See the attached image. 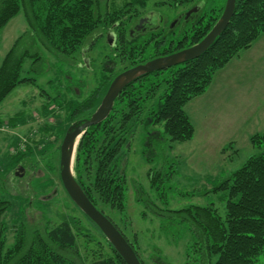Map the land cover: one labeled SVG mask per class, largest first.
I'll list each match as a JSON object with an SVG mask.
<instances>
[{
	"label": "trees",
	"instance_id": "16d2710c",
	"mask_svg": "<svg viewBox=\"0 0 264 264\" xmlns=\"http://www.w3.org/2000/svg\"><path fill=\"white\" fill-rule=\"evenodd\" d=\"M150 1L124 0L123 4L116 5L115 1L109 3L108 0H0V32L22 12L27 24V30L1 63L0 105L19 86L36 84L37 79L29 73L46 74L50 64L41 52L57 63L73 66L70 62L74 55H81L86 42L92 37L97 38L90 43L91 47L100 35L109 31L131 38L127 34L128 21L138 16ZM204 1L173 0L177 6L204 4ZM226 1L211 9L208 16L203 11V18L188 26L184 33L178 34L177 50L203 40L220 19ZM261 36H264V0H237L229 26L207 52L179 66L140 77L119 95L108 118L88 128L82 135L74 161L76 181L94 206L126 238L142 264L149 263L143 258L138 242L132 243L125 233L131 223L127 222V194L130 187L124 168L138 129L145 131L144 154L148 155L146 160L149 165L154 162V156L148 154L150 147L161 146L167 141L184 143L192 140L195 129L185 107L193 99L204 95L216 74L241 52L249 50ZM155 38H140L136 43L123 41V50L119 51L117 57L112 55L114 59H111L112 64L108 68L110 74L106 70L101 85L84 99L77 95L76 102H65L71 118L67 128L75 122L89 119L99 108L113 79L124 71H115L118 60L127 61L128 67H131L137 61L142 63L158 54H165H161L159 46L151 47ZM34 43L39 46L38 52H34ZM27 59H34L33 65L40 64V70L32 68L26 71ZM26 73L28 77L24 75ZM63 78L72 89L71 73L66 72ZM55 97L59 98L60 94ZM51 105L62 106L49 102L42 109L48 110ZM18 119L16 115L7 120L8 127L12 129V123ZM6 122L1 121L0 128ZM157 126H161L163 131L151 130ZM250 143L257 153L207 192L221 195L220 201L225 203L224 215L215 203L192 205L179 210L167 208L163 184L174 171L168 172L173 164L169 166L167 161L159 168L149 169L147 188L134 182L132 189L136 202L144 209L143 218L152 216L159 219L161 230L171 241L181 239L183 233L179 230L186 229L192 235L193 243L187 256L190 261L187 264H264V132L252 136ZM19 144L18 139L11 147L8 158L10 162L24 166L25 160L32 157V150L28 145L20 150ZM15 149L17 152L12 153ZM4 185L6 174L0 167V264H81L77 259L79 245L75 233L81 230L78 221L75 224L64 220L44 232L21 223L16 229L15 241L12 245L8 244L7 217L14 204ZM116 216L119 222L115 221ZM86 218L97 229L108 249L103 253L104 246L101 245L98 258L89 264H126L97 226ZM73 252H76V260L69 256ZM149 261L150 264H171L159 248H154Z\"/></svg>",
	"mask_w": 264,
	"mask_h": 264
},
{
	"label": "rangeland",
	"instance_id": "374dc122",
	"mask_svg": "<svg viewBox=\"0 0 264 264\" xmlns=\"http://www.w3.org/2000/svg\"><path fill=\"white\" fill-rule=\"evenodd\" d=\"M108 1H115L116 5L124 2ZM165 1L170 0H151L147 10L154 9L156 3ZM223 3L224 0H205V15H210L211 9ZM188 8L189 5L182 6L171 15L179 14ZM147 10H141L140 14ZM26 30L27 24L22 12L0 32L1 63ZM99 37L92 47L90 43L97 37H92L86 42L83 57L79 53L74 55L70 62L73 66L57 63L55 59L40 51L42 57L48 58L49 70L43 75L37 72L29 73L32 78L37 79L36 84L19 86L0 105V120L6 122L16 115L18 118H25L21 132L19 129L12 131L7 122L2 126L3 130H0V167L6 174L4 189L14 204L7 217L8 244L12 245L15 241L16 229L21 223L44 232L64 220L75 224L78 221L81 230L75 233L79 245L77 259L81 264H89L94 258H98L99 249L105 244L97 229L72 202L60 182L59 149L71 120L65 102H76L80 95L82 99L88 97L106 76L102 73L103 66L107 64L106 60L114 59V52L112 54L104 35ZM33 46L34 52L40 50L35 43ZM263 47L259 49L262 50ZM259 54L258 50L254 55L247 54L252 58L250 62L253 61L256 76L250 73L251 66L247 61L241 65L229 64L216 74L213 85L203 96L188 103L185 110L195 129L193 139L184 143L167 141L161 146L150 147L148 154L154 156L152 165L146 160L148 155L144 154L145 131L138 129L124 168L130 187L127 194V222L131 223L125 233L132 243L138 242L139 250L149 264V255L154 252V248L162 250L171 264L189 263L187 256L193 243L192 235L186 229L179 230L183 233L181 239L171 241L161 230L159 219L152 216L143 218L144 209L136 202L132 189L134 182L147 188L149 169L159 168L167 161V165L173 164L168 172L174 169L171 178L163 184L168 200L167 208L179 210L192 205L208 206L215 203L224 215L225 203L220 201L221 195L207 192L240 169L257 153L250 139L264 132V72L255 67ZM258 57L261 59L262 55ZM33 60H26V71L32 68L40 70V64L33 65ZM127 66V61L118 60L115 71L120 72ZM66 72L71 73L72 89L65 84L63 75ZM24 75L28 77L27 73ZM79 85L84 86L78 87ZM59 94V98L55 97ZM49 102L62 106L51 105L48 110L42 109ZM151 130L163 131L161 126ZM15 132L20 141L29 138L27 145L32 150V157L25 160L24 166L21 165L24 172L22 177L15 176L20 164L10 162L8 154L6 155L11 150V147L7 150V136H14ZM114 219L119 222L117 216ZM104 248L103 253L108 252L107 247ZM69 256L76 260V252Z\"/></svg>",
	"mask_w": 264,
	"mask_h": 264
},
{
	"label": "water",
	"instance_id": "95a60500",
	"mask_svg": "<svg viewBox=\"0 0 264 264\" xmlns=\"http://www.w3.org/2000/svg\"><path fill=\"white\" fill-rule=\"evenodd\" d=\"M236 1L237 0L226 1L225 8L220 19L206 35V37L199 43L170 55L152 59L146 63L134 66L118 74L111 82L99 108L89 119L73 123L69 127L62 141L60 147L59 169L60 180L65 192L76 207L97 226L126 264L142 263L132 246L118 230V228L111 222L110 219H108L94 206L76 181L74 175V161L80 139L88 128L101 124L108 118L114 107L116 99L123 92V90L134 81L140 77L150 75L155 72L165 71L195 60L207 52L216 39L221 36V34L229 26L235 13ZM198 10H201V8L197 6V8L190 11L189 14ZM107 39L109 46H113L115 44L114 33L109 34ZM23 174V168L22 166H19L15 172V176L22 177Z\"/></svg>",
	"mask_w": 264,
	"mask_h": 264
},
{
	"label": "flooded vegetation",
	"instance_id": "af4514ba",
	"mask_svg": "<svg viewBox=\"0 0 264 264\" xmlns=\"http://www.w3.org/2000/svg\"><path fill=\"white\" fill-rule=\"evenodd\" d=\"M171 1L173 0H170L168 2L167 1L158 2L155 4L154 9H150V10L149 9L147 10L146 7L144 10L147 11H145L143 14H139L138 16H135V18H131L127 24L128 25L127 34L128 36L130 35L131 37V38L128 37L129 39L127 38V36L124 37L119 36L118 33L116 34L114 31H109L103 34L107 42L108 35L114 33L116 45L114 44L113 46H109L112 54L114 52L113 56L117 57L119 51L123 50L124 42L136 43L140 38L141 39L145 38L149 40L151 38L156 37L155 38L156 40L150 44L151 47L154 48L155 45H157L162 50L161 54L164 53L165 54L164 55L158 54L159 56L156 55L157 57L155 58L167 56L179 51L177 50V45H176L177 35L184 33L185 31L188 30V26H191L192 24H196V22H198L200 18H203L204 6L202 3H194L192 5H189V8L187 10H184L179 14L175 13L174 15H171L174 13V10L182 7V6H177L175 3ZM197 6L200 7L201 10L194 11L192 14H189V12L197 8ZM163 9H168V10H163ZM85 52L81 53L82 57L84 56ZM106 61L107 64L103 66L102 73H105L106 70L108 71L109 66L112 64V60L110 61L106 60ZM148 61L142 63L141 61H137L136 64L132 65L131 67L127 66L126 69H124V71L134 66L146 63Z\"/></svg>",
	"mask_w": 264,
	"mask_h": 264
},
{
	"label": "crops",
	"instance_id": "0c3cea01",
	"mask_svg": "<svg viewBox=\"0 0 264 264\" xmlns=\"http://www.w3.org/2000/svg\"><path fill=\"white\" fill-rule=\"evenodd\" d=\"M25 28H26V26H25ZM17 41V40H16ZM264 43V36H261L255 43H254V45L249 49V50H246V51H243V52H241L240 53V55L237 57V58H235L234 60H232L229 64H237V65H241V64H244V62L245 61H247V63H250L249 65L251 66V70H250V73H252V75H255V68H254V66H253V61L252 62H250V60L252 59L251 57H249V56H247V54H252V55H254V52L256 51V50H258L259 52H260V54L259 55H262V58L260 59L258 56H257V62H256V68L257 69H260V70H263V72H264V49H262V50H260L259 48L260 47H263L262 45H264L263 44ZM264 48V47H263ZM0 63H1V55H0ZM228 64V65H229ZM227 65V66H228ZM226 66V67H227ZM225 67V68H226ZM224 68V69H225ZM256 76V75H255ZM212 85H213V83H212ZM211 85V86H212ZM210 86V87H211ZM203 96V95H202ZM201 97V96H200ZM197 98H199V97H197ZM196 99V98H195ZM194 100V99H193ZM192 100V101H193ZM191 101V102H192ZM190 103V102H189ZM188 105V104H187ZM27 120V119H26ZM1 121L2 120H0V123H1ZM24 121H25V118H19L17 121H15V122H13L12 123V131H15V130H18L19 129V131L21 132V129H23L21 126H22V124H24ZM1 125V124H0ZM15 129V130H14ZM0 130H3V128H0ZM18 131V132H19ZM6 141H7V150H8V148L9 147H12V146H14L16 143H17V141H18V135H17V132H15V135L14 136H7V139H6ZM8 154V152L6 153V155Z\"/></svg>",
	"mask_w": 264,
	"mask_h": 264
},
{
	"label": "built area",
	"instance_id": "2783aa9c",
	"mask_svg": "<svg viewBox=\"0 0 264 264\" xmlns=\"http://www.w3.org/2000/svg\"><path fill=\"white\" fill-rule=\"evenodd\" d=\"M28 139H29L28 137L25 138V139H21L18 149H20V150H24V149H25V146H26L27 144H29V143H28V141H29ZM16 152H17L16 149H15V150H12V153H16Z\"/></svg>",
	"mask_w": 264,
	"mask_h": 264
}]
</instances>
